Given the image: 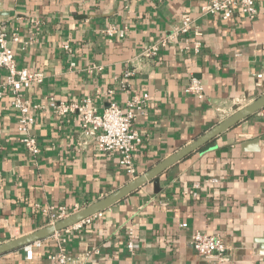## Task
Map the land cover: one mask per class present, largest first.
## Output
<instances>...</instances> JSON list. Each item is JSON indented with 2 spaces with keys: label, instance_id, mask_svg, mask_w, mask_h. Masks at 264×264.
<instances>
[{
  "label": "crops",
  "instance_id": "1",
  "mask_svg": "<svg viewBox=\"0 0 264 264\" xmlns=\"http://www.w3.org/2000/svg\"><path fill=\"white\" fill-rule=\"evenodd\" d=\"M204 2L0 0V30L17 66L44 74L22 91L42 105L31 128L37 156L18 141L11 95L0 98V243L48 224L42 209L49 205L77 211L130 180L119 154L98 151L75 115L52 113L49 97H91L101 112L147 93L132 123L141 137L133 155L139 175L264 93V0H254V18L235 13L227 20L201 13ZM184 16L202 33L198 51L189 33L146 55ZM107 26L124 36L104 35ZM191 75L202 83L201 99L183 90ZM195 231L221 235L225 258L197 255ZM62 236L69 253H87L85 264H264V108ZM55 246L51 235L32 259L18 248L1 254L0 264H55L47 258Z\"/></svg>",
  "mask_w": 264,
  "mask_h": 264
},
{
  "label": "built area",
  "instance_id": "2",
  "mask_svg": "<svg viewBox=\"0 0 264 264\" xmlns=\"http://www.w3.org/2000/svg\"><path fill=\"white\" fill-rule=\"evenodd\" d=\"M200 11L203 14L218 15L220 19L227 20L233 14L240 13L248 18H254L256 7L254 0H205L201 5ZM124 29L115 26H107L103 33L109 37H123ZM191 34L193 39L192 48L198 51L201 42L202 33L199 29L192 27V19L184 16L181 21L174 25L170 32L160 44H152L145 50L146 55H155L159 50V45L166 43L180 34ZM10 39L17 41L16 34H11ZM68 49V45H63ZM4 70V79L0 81V98L7 92L10 94V105L17 112L18 141L22 144L28 154L32 157L38 155L40 149L36 136L31 132L35 122V111L42 107L38 103H30L23 98L22 91L34 84L43 81L44 74L40 70H29L24 67H18L11 47L8 45V38L5 30H0V72ZM130 71H126L124 77H128ZM184 92L201 99L204 96V89L201 81L191 75L187 85L184 86ZM110 92V91H108ZM147 93L141 96L136 95L129 99L124 106L111 102L103 111L99 112L91 102V97H83L73 101H57L54 97L47 99V106L54 115L64 116L73 114L77 117L81 132L93 141L96 148L101 153L111 155L119 154V164L124 168L130 179L137 176L133 164V155L135 148L140 144V135L132 129V123L136 117V110L141 109V105L147 99ZM76 211L70 210L64 205L53 207L51 205L42 209L43 214L48 217V223H54L64 218L68 214ZM102 212L88 216L77 222L73 226L57 231L53 234L55 237V250L49 252L47 258L55 264H85L87 253L83 255H73L66 249V239L62 236L69 229H77L84 224L90 223L94 217H100ZM181 226H186L182 223ZM63 233V234H62ZM135 232L132 227L127 229V246L133 249ZM191 245L197 255L205 259L222 260L228 254V247L219 234H209L195 231L191 235ZM41 246V240H37L23 247L26 259H32L35 247Z\"/></svg>",
  "mask_w": 264,
  "mask_h": 264
},
{
  "label": "water",
  "instance_id": "3",
  "mask_svg": "<svg viewBox=\"0 0 264 264\" xmlns=\"http://www.w3.org/2000/svg\"><path fill=\"white\" fill-rule=\"evenodd\" d=\"M263 108L264 93L247 105L235 109L230 115L226 116L224 119L213 125L200 136L196 137L193 141L182 146L170 155H167L154 166L137 175L133 179H130L124 185L115 189L104 197L87 204L81 209L68 214L64 218L59 219L54 223H48L31 233H27L20 237L0 243V255L18 248H23L24 246L31 244L37 240L45 239L53 235L57 231L73 226L74 224L88 216L94 215L98 212H102L103 210L109 208L116 202L126 197L128 194L137 190L140 186L156 179L168 167L183 159L192 151L199 149L220 133L228 130L229 128L236 125L239 121L248 118L250 115Z\"/></svg>",
  "mask_w": 264,
  "mask_h": 264
}]
</instances>
